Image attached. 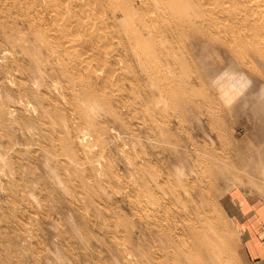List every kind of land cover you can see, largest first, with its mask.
I'll list each match as a JSON object with an SVG mask.
<instances>
[{"label":"rangeland","instance_id":"obj_1","mask_svg":"<svg viewBox=\"0 0 264 264\" xmlns=\"http://www.w3.org/2000/svg\"><path fill=\"white\" fill-rule=\"evenodd\" d=\"M191 1L148 62L110 12L94 32L74 0H0V264H248L228 208L264 187V9Z\"/></svg>","mask_w":264,"mask_h":264},{"label":"bare ground","instance_id":"obj_2","mask_svg":"<svg viewBox=\"0 0 264 264\" xmlns=\"http://www.w3.org/2000/svg\"><path fill=\"white\" fill-rule=\"evenodd\" d=\"M90 1L94 2L96 4L97 8H95V6H92V5L90 6L89 0H74V3H75V4L73 3L74 7L78 6L81 8L83 5H85V7H84L85 9L84 8L81 9V11H82V13H84V15H83V18L79 21V25L82 27H89V28L91 27V28H93V30L95 32L102 27L100 26L101 24L100 25L98 24V27H97L96 19L98 17L95 15H90L89 14L90 11L93 10L97 13H102L104 15H105V12H110V14H106V16L104 17V19H103L104 22H110L118 30H121L123 37H125L124 39H126L127 41H130V43L132 44L131 49L133 50L136 57H138V58L142 57L144 59V61H148V62H151V60H153V58L155 57L154 55H156V53L161 52L163 50L162 47L160 46L161 43L158 44L159 42H163V39H161L162 41L160 40V36H161V34H163L162 28H161L163 25L164 26L167 25L166 27H168L172 23V25H175L176 29H178V28H182L183 26H185V24H188V25L197 24L194 21L197 19V17H195L196 19H193V17L187 15V12H186L187 11L186 10L187 4H192L193 6H195L194 2H192L191 0H90ZM263 1L264 0H251V3L255 7H257L258 9L259 8L264 9ZM196 6H197V4H196ZM212 10H214L213 7L208 9V11H211V12H212ZM64 12L65 11H61L59 9L54 10V19L56 21L54 31L60 35V37L63 40L64 46L71 49V52L69 53V57H67L68 60L71 62V64H79L80 66H83V67H87L90 65L94 66L95 64L93 65V62L90 60V58L84 57L82 55V53L78 54L76 52L75 49L78 46L81 38H80V35L73 34L67 30V26L69 25V23H68V20L66 19V14H64ZM195 12L198 13V15H199L198 17L201 16L200 18L202 20H206V22L210 21L211 23L213 22L208 17L202 18L203 12L202 13L201 12L199 13L198 11H195ZM91 14H93V13H91ZM194 15H195V13H194ZM101 20H102V18H101ZM168 24H170V25H168ZM164 26H163V28H164ZM175 26H173V27L175 28ZM260 27L264 28V19H263V23L261 22ZM184 28H187V26ZM164 29H166V28H164ZM181 31H183V30L181 29L180 32ZM191 32H193V31L191 30ZM118 34H120V33H118ZM110 35H111V32H110ZM182 35H184V33ZM182 35L180 34L179 37L181 38ZM120 36L121 35H119V37ZM244 36L246 37V35H244ZM177 37H178V35H177ZM153 39L155 42H153ZM262 39H263L262 37L259 39L260 43H262V45L260 46L261 49L259 48V49L255 50L254 53L263 54L264 42L262 41ZM227 43H229V40ZM151 44H152V47H151ZM257 44H258V41H257ZM227 47L231 48V46L229 44H227ZM231 49L233 50V48H231ZM233 52H234V50H233ZM131 53H132V51H131ZM139 53L142 56H140ZM134 54H132V55H134ZM141 63H142V61H141ZM97 66H99V65H97ZM223 66L224 65H222V67ZM100 68H101V64H100ZM116 70H118V69H116ZM215 70H213V71L215 72ZM216 73L219 74L218 76H222L225 73H227L230 75V77H232V75H239V76L243 75V72L240 71V69L239 70L235 69L233 65L226 67L223 72L222 71L221 72L216 71ZM148 75H149V77L151 76L150 74H148ZM96 77H97V75H96ZM216 77H217V75H216ZM222 77H224V76H222ZM218 78L219 77H217V79ZM233 78H234V76L232 77L231 80H233ZM237 78L238 77H236L235 79H237ZM240 80L242 81V79H240ZM217 81H219V80H217ZM228 82H230V80ZM233 82H235V81H233ZM230 83H228L229 90L231 89ZM234 84L235 83H233L232 86ZM112 86H114V85H112ZM235 86H237V85H235ZM224 88H225V86H224ZM113 89H117V88H113ZM224 90H226V89H224ZM113 91H116V90H113ZM230 92H231V90H230ZM228 94H230V93H228ZM263 151L259 150L256 152V155L258 157L257 159L262 158L261 155H264ZM263 167L264 166H260V167L254 166L253 172L251 173L252 176H255L256 174H257V176L262 175L263 181H264V168Z\"/></svg>","mask_w":264,"mask_h":264},{"label":"crops","instance_id":"obj_3","mask_svg":"<svg viewBox=\"0 0 264 264\" xmlns=\"http://www.w3.org/2000/svg\"><path fill=\"white\" fill-rule=\"evenodd\" d=\"M228 214L240 226V243L248 264H264V187L244 198L230 195Z\"/></svg>","mask_w":264,"mask_h":264}]
</instances>
